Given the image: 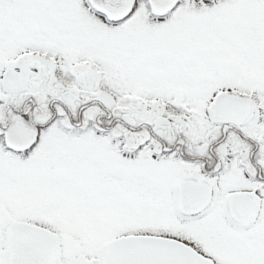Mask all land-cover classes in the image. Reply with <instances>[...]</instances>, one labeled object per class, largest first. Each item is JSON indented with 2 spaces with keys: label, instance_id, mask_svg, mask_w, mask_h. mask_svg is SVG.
Returning <instances> with one entry per match:
<instances>
[{
  "label": "snow or ice",
  "instance_id": "snow-or-ice-1",
  "mask_svg": "<svg viewBox=\"0 0 264 264\" xmlns=\"http://www.w3.org/2000/svg\"><path fill=\"white\" fill-rule=\"evenodd\" d=\"M0 264H264V0H0Z\"/></svg>",
  "mask_w": 264,
  "mask_h": 264
}]
</instances>
